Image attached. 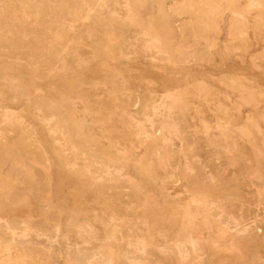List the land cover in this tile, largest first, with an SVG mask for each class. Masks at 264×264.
I'll return each mask as SVG.
<instances>
[{"label":"rangeland","instance_id":"obj_1","mask_svg":"<svg viewBox=\"0 0 264 264\" xmlns=\"http://www.w3.org/2000/svg\"><path fill=\"white\" fill-rule=\"evenodd\" d=\"M1 218L0 264H264V0H0Z\"/></svg>","mask_w":264,"mask_h":264},{"label":"bare ground","instance_id":"obj_2","mask_svg":"<svg viewBox=\"0 0 264 264\" xmlns=\"http://www.w3.org/2000/svg\"><path fill=\"white\" fill-rule=\"evenodd\" d=\"M44 15V14H43ZM26 29V28H25ZM27 33V32H26ZM31 37V36H30ZM10 219V218H9ZM0 232L3 230L7 232L12 238L15 236L16 232L15 229L19 225V223L12 218L11 221L5 220L3 218L0 219ZM47 229H45L46 232ZM245 230V229H244ZM115 237V236H113ZM12 240V239H11ZM14 241V240H12ZM11 241V243H12ZM89 264V263H88Z\"/></svg>","mask_w":264,"mask_h":264}]
</instances>
